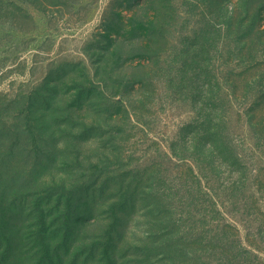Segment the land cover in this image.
<instances>
[{"label": "rangeland", "instance_id": "obj_1", "mask_svg": "<svg viewBox=\"0 0 264 264\" xmlns=\"http://www.w3.org/2000/svg\"><path fill=\"white\" fill-rule=\"evenodd\" d=\"M0 264H264V0H0Z\"/></svg>", "mask_w": 264, "mask_h": 264}]
</instances>
